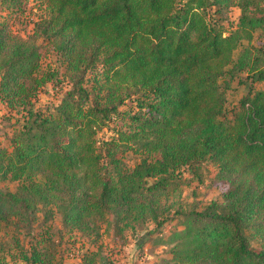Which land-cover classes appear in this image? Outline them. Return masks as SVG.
<instances>
[{"label": "trees", "instance_id": "1", "mask_svg": "<svg viewBox=\"0 0 264 264\" xmlns=\"http://www.w3.org/2000/svg\"><path fill=\"white\" fill-rule=\"evenodd\" d=\"M34 1L46 15L23 38L8 21L30 0H0V103L22 117L0 146V183H18L0 189V264H62L56 213L96 247L83 264H98L104 227L163 231L164 198L182 170L197 177L206 163L223 202L184 214L168 264H264V50L242 44L264 31V0ZM232 6L234 28L212 21ZM40 38L64 72L42 66ZM240 71L248 92L227 112L222 82ZM65 81L58 104L35 109L42 89ZM105 128L113 134L98 138ZM128 151L139 157L133 167Z\"/></svg>", "mask_w": 264, "mask_h": 264}, {"label": "rangeland", "instance_id": "2", "mask_svg": "<svg viewBox=\"0 0 264 264\" xmlns=\"http://www.w3.org/2000/svg\"><path fill=\"white\" fill-rule=\"evenodd\" d=\"M2 14L5 15L6 11L0 9V15ZM240 14V10L232 6L220 13H212L211 19L226 29H230L236 26ZM45 15L46 5L30 0L26 6V13L11 18L8 21V25L15 34L28 38L34 34V24ZM38 43L41 46L39 53L41 55L42 66L44 68H57L61 72H64L65 65L52 47L47 46L42 38L38 39ZM242 44L248 47L247 52H251L254 47L264 50V31L262 29L257 30L252 42L248 43L244 41ZM226 78L229 77L227 76ZM245 78V71H240L233 79H230L229 87H226L225 83L222 82V88L226 91L227 112L247 94L248 85L245 83ZM67 86L66 81L57 85V88L47 85L38 95L35 109L45 110L58 104L63 98ZM256 88L257 90H264V82L257 84ZM18 120H22L19 114L10 113L6 106L0 103V146L9 145V139L14 129L18 126ZM110 126L112 129L114 124ZM112 134L110 129L105 128L99 133L98 138L108 139ZM138 160V154H135L133 151H128L124 155V161L128 167H133ZM216 170V167L212 163H206L200 171V175L198 174V178L187 170H182V180L177 190L169 194L168 200L166 198L163 200V203L169 206L168 211L164 212L162 216L163 219H166L165 224L162 226L163 231L155 230V223L150 224L147 222L137 225L136 230L129 229L123 234H115L116 236H114L113 228L106 232L104 231L106 227H104L102 230V233H104L99 240L103 257L98 264H168L171 259L172 245L169 242V237L172 232L182 229L184 214L196 208L201 210L212 201L223 202L221 195L222 187L215 178ZM17 187L18 183L15 182L7 181L0 183V189L4 191H16ZM43 216L44 212L42 211L38 214V220H43ZM39 221L35 222L34 229ZM49 224L52 226L58 260L62 264H83L82 257L86 250L88 248H96L92 246V243L87 238L84 239L75 233L73 234L63 229L62 219L57 213L50 219ZM12 230L11 227L8 232L13 233ZM4 233L5 231L2 232V236L6 238V234L8 233L6 232L5 235ZM18 238L26 244L27 238L23 234L18 236ZM252 240L254 245H257V241ZM15 260L10 261L9 259L8 264H22L20 261Z\"/></svg>", "mask_w": 264, "mask_h": 264}]
</instances>
